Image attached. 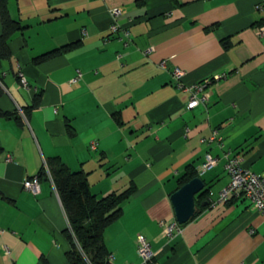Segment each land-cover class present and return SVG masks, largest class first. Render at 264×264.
Segmentation results:
<instances>
[{"label": "crops", "instance_id": "1", "mask_svg": "<svg viewBox=\"0 0 264 264\" xmlns=\"http://www.w3.org/2000/svg\"><path fill=\"white\" fill-rule=\"evenodd\" d=\"M114 7L120 29L110 33ZM7 12L22 29L0 60V111L10 114L0 116V264H69L49 175L35 191L23 187L54 157L83 172L96 197L132 187L103 230L112 264H264V216L243 198L218 201L228 182L224 152L264 175V0H7ZM174 68L183 85L222 77L205 88V103L187 109ZM212 131L221 146L200 142ZM206 153L216 160L200 170ZM187 166L206 192L178 224L169 196ZM171 221L179 232L168 237L162 226ZM137 234L150 262L137 254Z\"/></svg>", "mask_w": 264, "mask_h": 264}, {"label": "trees", "instance_id": "2", "mask_svg": "<svg viewBox=\"0 0 264 264\" xmlns=\"http://www.w3.org/2000/svg\"><path fill=\"white\" fill-rule=\"evenodd\" d=\"M0 26L1 60L9 54L6 46L8 38L22 29L17 21L9 17L7 0H0ZM78 45V41L64 44L33 57L31 61L34 64L43 62ZM1 93L0 87V95ZM39 97L38 94L33 97L30 108L38 104ZM23 112L26 114L25 111ZM0 116L8 117L10 114L0 111ZM66 129L71 134L72 131L67 124ZM47 170L67 221L64 233L71 247L65 252L66 260L69 264H112L103 245V230L121 216L122 211L119 205L132 192V187L122 192H109L96 197L89 189L85 174L81 171H70L58 158L54 157L49 160ZM46 174L42 167L35 178L38 181L41 177H46ZM195 176L196 172L193 168L187 166L177 181L178 186ZM205 192L206 190L202 189L196 195L197 199L203 198Z\"/></svg>", "mask_w": 264, "mask_h": 264}, {"label": "built area", "instance_id": "3", "mask_svg": "<svg viewBox=\"0 0 264 264\" xmlns=\"http://www.w3.org/2000/svg\"><path fill=\"white\" fill-rule=\"evenodd\" d=\"M120 13L121 9L118 7L109 9V15L112 20L108 26L110 33L117 32L120 29L118 24L114 22L115 17ZM118 39L122 41L123 45H127V32L121 30ZM149 50L150 49H147L145 52H148ZM181 73L182 72L176 68L172 69L171 71L172 78L176 81V86L188 93V100L185 103V108L187 109L193 108L198 104L205 103L208 98L205 88L214 80L222 77V75H214L211 78H204L201 81L183 85L180 83ZM79 75V72L76 71V75L70 80V82H75ZM17 77L20 87L22 89H27L28 85L24 77L20 73L17 74ZM17 111L22 114L20 109H17ZM200 142L207 145L215 142L218 146H221V140L217 136L216 131H212L207 138L201 139ZM94 147L95 142L90 141L89 148L94 149ZM223 158L224 170L228 175V182L218 191V201H226L229 198H243L248 201L251 208L255 209L264 216V175L254 173L244 168L241 165V156L239 154L231 155L228 152H224ZM9 159V157L6 158V160ZM215 160L216 159L214 157L206 153L202 163L199 166V169L206 170L210 168L214 164ZM46 173L49 175L47 170ZM23 187L35 191L37 189L36 178L25 181L23 183ZM162 232L164 235L171 237L173 234L179 232V226L175 221H171L162 226ZM3 250L6 251L4 246ZM136 251L144 262L151 261L152 252L150 250L149 243L141 234L136 235Z\"/></svg>", "mask_w": 264, "mask_h": 264}, {"label": "water", "instance_id": "4", "mask_svg": "<svg viewBox=\"0 0 264 264\" xmlns=\"http://www.w3.org/2000/svg\"><path fill=\"white\" fill-rule=\"evenodd\" d=\"M203 188V183L198 177L188 180L183 185L173 191L169 200L171 202L174 219L178 224L189 220L199 208L196 206L194 196ZM204 203H201L203 205Z\"/></svg>", "mask_w": 264, "mask_h": 264}]
</instances>
